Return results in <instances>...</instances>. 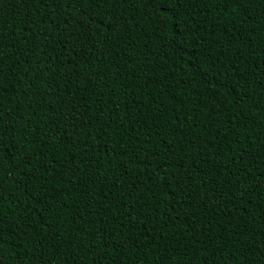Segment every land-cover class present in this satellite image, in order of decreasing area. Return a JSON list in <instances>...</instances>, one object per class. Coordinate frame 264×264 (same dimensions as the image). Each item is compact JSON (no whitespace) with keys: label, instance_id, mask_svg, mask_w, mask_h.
Returning <instances> with one entry per match:
<instances>
[{"label":"trees","instance_id":"1","mask_svg":"<svg viewBox=\"0 0 264 264\" xmlns=\"http://www.w3.org/2000/svg\"><path fill=\"white\" fill-rule=\"evenodd\" d=\"M0 264H264V0H0Z\"/></svg>","mask_w":264,"mask_h":264}]
</instances>
